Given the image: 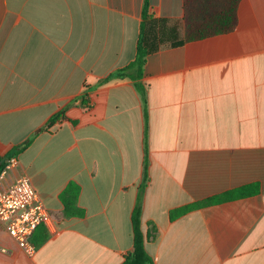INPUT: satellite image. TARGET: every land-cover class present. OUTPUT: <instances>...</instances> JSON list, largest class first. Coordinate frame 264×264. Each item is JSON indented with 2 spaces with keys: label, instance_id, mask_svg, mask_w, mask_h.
Here are the masks:
<instances>
[{
  "label": "crops",
  "instance_id": "0c3cea01",
  "mask_svg": "<svg viewBox=\"0 0 264 264\" xmlns=\"http://www.w3.org/2000/svg\"><path fill=\"white\" fill-rule=\"evenodd\" d=\"M146 2L166 44L144 104L134 81L102 82L135 60ZM183 19L184 0H0V158L34 137L5 184L28 178L53 218L34 252L0 222V264H122L146 159L153 264H264V0L240 2L233 32L173 46ZM72 182L84 216L65 213Z\"/></svg>",
  "mask_w": 264,
  "mask_h": 264
},
{
  "label": "trees",
  "instance_id": "16d2710c",
  "mask_svg": "<svg viewBox=\"0 0 264 264\" xmlns=\"http://www.w3.org/2000/svg\"><path fill=\"white\" fill-rule=\"evenodd\" d=\"M242 0H184V38L179 43L198 41L216 35H224L233 32L238 26V11ZM147 2L144 13V21L141 26V34L137 45L135 60L125 68L111 74L102 83H108L113 79H129L135 82V86L146 104V85L142 83L144 67L147 57L157 51L160 46L166 44L163 24L165 21L152 20L147 15ZM147 118V110H145ZM60 116L52 119L55 122ZM34 140L31 137L22 144L12 149L5 157L0 158V174L6 169L13 157L19 156L29 148ZM148 162L144 167V181L140 186V192L135 209L132 214L133 250L125 257L122 264H153L151 256L146 251L145 235L142 230L143 197L149 180ZM81 188L72 182L62 192L60 198L65 206L67 216H84L85 212L79 208L78 201ZM214 199L213 201H217ZM192 207H185L179 213L186 212ZM45 238H41V243Z\"/></svg>",
  "mask_w": 264,
  "mask_h": 264
},
{
  "label": "built area",
  "instance_id": "2783aa9c",
  "mask_svg": "<svg viewBox=\"0 0 264 264\" xmlns=\"http://www.w3.org/2000/svg\"><path fill=\"white\" fill-rule=\"evenodd\" d=\"M15 163L16 158H12L0 174V222L19 247L34 252L31 239L35 231L41 225L52 226L53 218L28 178L5 184L8 170Z\"/></svg>",
  "mask_w": 264,
  "mask_h": 264
}]
</instances>
